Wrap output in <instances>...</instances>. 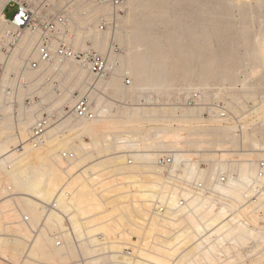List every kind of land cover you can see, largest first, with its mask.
<instances>
[{"label":"bare ground","instance_id":"1","mask_svg":"<svg viewBox=\"0 0 264 264\" xmlns=\"http://www.w3.org/2000/svg\"><path fill=\"white\" fill-rule=\"evenodd\" d=\"M7 1L8 0H0V29L7 28L4 16L1 12ZM74 1L75 0H69L67 3ZM84 11L86 12L83 13ZM74 13L77 15V18H74ZM72 16L74 19H79L77 21L81 26L87 25V30L77 31L73 40L70 41V44L74 49L78 47L85 49L81 51H91L87 44L89 42H92V47L96 49H99L102 44H105L100 35L93 34L105 32H100L96 28L99 17L103 16L106 20H113L114 32L117 31H115L116 21L120 18L118 17V14H114L110 9L97 8L90 4L86 5L81 13L79 12L80 17L78 16L77 9L72 10ZM108 28H112V26H109ZM78 32H83L84 36L82 37L81 34H78L77 36ZM89 34L92 35L88 36ZM38 37V31L26 30L21 34L17 46L12 50V53L8 58H4L0 54V62L5 65L3 86L8 84V76L11 73L16 74L19 71V67L13 64L14 57L18 58L19 56L17 54L14 55L17 48L21 51L23 56H26L22 59V62L26 61V59H37L36 45ZM127 55V65L130 67V70L128 71L133 70L134 74H136L140 69L137 67L138 61L140 62L139 65H143L140 61L141 54L136 48H133V50L129 51ZM104 59L107 62V71L110 76H112L116 71V62H109L105 57ZM67 63L69 62L54 64L51 66L55 70L63 66L62 71L67 74V81H73V86L82 91L87 84L84 77L85 71L88 73L89 71L78 65L76 66L79 69L76 67H70ZM41 64H43L42 66L44 67V63H40L39 67L41 68ZM44 70H46V68ZM33 72H36V70L25 72L21 70L19 71V74L27 80V85L14 88L13 93L4 92L3 88H1L0 98H3V105L0 106V116L2 115L1 113L7 112L9 109L17 114V109L21 105L19 102L20 97L23 98L22 104L24 108H28L32 104V100L36 98L38 99L37 103L40 102V116L36 118V120L39 119L44 112L50 115L54 113L57 114V120L51 123L49 129L51 126L61 121L59 124L51 128V131L58 127L67 129L69 126L67 119L71 117L83 121V123H75L72 125L66 130V132L71 133L61 135V139L57 136L52 138L54 135L53 133V135L48 136L47 131L46 143L38 149H32L25 144L36 120L30 127L27 138L25 137L27 134V127L25 125L22 127L18 126V128L20 127L17 129L18 137L16 136L18 142L12 150H7L6 142L14 141L15 136L12 131H7V133H5L4 130L6 128L0 129V137L3 135V138H0V198L3 197L5 193L21 195L20 204L23 211L27 213L24 214L22 213V209H20V211L17 208V211L20 214V222H13L12 220L15 219L16 215H14L11 212V209H9V201L5 199L3 201L2 199L0 200V253L5 256L6 259L15 261L21 256L20 261L17 264H24L25 262H33L34 264H67L61 262L63 260L65 261V259H63L65 255L63 256V252L61 251L63 249H57L64 248L65 245H71L73 248L72 250H75V253L77 252V255L71 259V264L75 258H79V251L74 244L66 243L62 247L55 246L51 239V232L63 228V218L58 212L52 211L45 214L41 207L44 203L48 204L53 202L57 191L64 184L68 191H74L71 200L73 212H71L69 218L73 222L76 230L80 231V228L83 227L81 225L76 227L75 221L77 218H80L77 205L93 206L95 211L91 217L99 220L98 225L102 227V233L104 232L105 234H103L108 239L109 244L105 247L108 252L115 253L120 249L119 243H131L132 237H137L139 239V242L138 239L137 242L135 241L138 256L135 264H197V262L194 261L196 256H201L203 261H205V264H215L214 259H216V256L214 254L219 252L218 250L221 246L223 247L224 242L230 241L232 243V241H234L241 246V243L244 242L243 240L247 241L249 239H255L256 242L259 241L264 243V226L261 225L264 224V220L262 219V217L264 218V211H260L261 214L259 213V215L262 216L261 218L256 214V211H254V209L257 208H264V197H261L264 195V192L263 190H260L257 185L258 160H249L248 162L238 161L240 159L236 155L238 153H234L236 140L230 135L232 129V133H235L238 130L235 124L232 126H230V124L229 126H215L216 124H213L215 122L210 120H215L219 125L226 124H223L222 121L217 118H206L202 116L201 113V117L199 118V128L203 130L202 136L204 139L209 140L212 146L215 144L213 147L215 149L214 151L212 149V151L220 157L219 159L214 160V168L211 167L210 170H206L207 173H203L198 166V161H195L192 157L193 152L190 154L188 151L184 152L183 150H180V152L177 149L166 148L179 143L184 138L187 140L184 144H188L191 137L190 135H192L185 134L184 131L189 129V120L194 119L195 117H192L189 114H181L180 107H177L175 115H173L176 120H172L174 118L171 116L172 119L169 117L162 118V125H160L154 133L155 138L158 139L157 143L159 146H164L165 149H156L152 151L149 149L146 150L143 149L145 146L142 143L144 137L140 135L131 139L132 136H125V133H123V136L114 140L112 138V135L114 134L107 132L104 133L102 129H106L108 127L106 125L111 122L108 124H106V121V123H100V121L104 120L103 116L106 111L103 109H97L95 105L92 107L96 111V116L91 120L78 118L74 113H70L69 110L66 111V107L71 109L73 101L77 95H87L71 93L69 91V98L67 99V95H64V90L66 89H60L58 84L55 86L49 83L45 86H41L42 84L44 85L46 82H49L52 77L45 76V74L38 76L39 82H36V90L31 91V87L33 86L32 83L35 80H31L29 76H31ZM94 77L97 79H104L103 76ZM145 86L146 83H143L142 88ZM102 87L104 89L105 85ZM45 88L49 91L46 92ZM49 94L55 99L49 101ZM62 96L64 97L61 99V104H57L55 100ZM26 100H29V102H26ZM144 114L145 112H137L135 114V118L142 119V121L138 123L145 122V119H148L146 122L155 120L151 119L152 116L149 114ZM1 118L2 117H0V120ZM135 122L133 121L132 123ZM128 123L130 124V122ZM240 131L242 134V131H244L243 125L240 126ZM96 132L100 134L99 138L95 140L92 139L90 144L85 143L82 139V136L85 135L89 137L91 136V133ZM24 137L26 138L25 140H23ZM75 139L79 141L78 147L73 151L77 156V160L66 165V162L61 157V153L63 151H72L65 149L71 148V144L74 143L73 141ZM193 139L191 137V140ZM194 140V143L198 142L196 140L195 142ZM242 141L244 143L248 142L247 137L243 136ZM54 142H56L55 145ZM193 142L191 141L192 144ZM154 143L155 142H151L150 147H153ZM191 143H189V145ZM198 143L201 144L200 142ZM249 144L251 149L254 148L259 151H264V146L259 143L249 141ZM19 146H23L24 150L22 152L16 150ZM121 147L124 149L121 152H117ZM146 147L148 148V146ZM81 152H83V154ZM116 154L118 156H116ZM161 154H167L174 158V165L180 167L183 178L189 183L194 182L191 183L192 187L196 182V186H198L199 182H203L209 185L211 189H209L207 193L205 191H200L198 194L191 191V186H184L185 190H182L176 185L174 189H172V186L166 181L167 174L163 173L162 168L156 166V160ZM215 154L214 156H216ZM149 155H153L152 159L149 158ZM234 155L237 157L236 160L234 159L235 162L231 163L230 160H227ZM259 155L260 154H258V156ZM129 157L134 158L132 159ZM119 158H121V162L118 161ZM126 158L132 159V163L128 164V159L126 161ZM135 159H137V164L135 163ZM80 164L82 167L79 168ZM232 164L235 165L233 168V171L236 174L235 178L228 169L230 175L226 184H220L218 182L211 183L214 176V169L216 167L220 166L223 168H229ZM137 165L145 168L149 173L146 174L140 171H135L131 168L132 166ZM196 171L199 172V176L198 173L196 174ZM170 190H172V192L167 193ZM165 193L170 195L172 200L171 205H177V199L180 196L179 194H181V196L187 199V206H176V209H171L166 206L162 213H160L159 210L155 211L152 202L153 199L158 195L163 196ZM251 195L257 197L256 204L253 206L258 204L260 197L261 200L259 207L257 206L253 209L245 207V209H241L242 211L240 210V213L238 210L243 203L252 202L253 197L249 198L247 201L248 197ZM59 201L61 209L66 213H70L65 201ZM216 201L220 202V204L214 209L215 206H217ZM247 208L249 211L246 210ZM247 214L248 217L246 216L247 218H245L244 215ZM41 216L42 219L39 223L32 225V223L34 224L35 220H39ZM24 217L28 218V223L24 221ZM45 220L54 223L55 226L53 228H47L49 226L46 224ZM42 223L43 226L38 230L28 248L27 242L31 238V228H37V226ZM42 230H45L48 235L44 233L39 235ZM89 230L91 229L87 228L86 232L90 237H93L95 232H101H93L94 230ZM21 233L26 234L21 236ZM92 239L93 240L90 241V244L94 246L98 245L93 243L95 238ZM21 242H23V244ZM187 244L194 249V253L183 254L179 252L180 248L182 246H187ZM82 245L90 247L85 243ZM82 245L80 252L82 250ZM224 250L225 249H223V251ZM86 251H88L87 253L90 255H85L87 258H90L89 260H86L88 262L87 264H102L103 258L96 257L97 255L95 256V249L91 248ZM184 251L186 250H183L182 252ZM25 253H28L26 258ZM53 255H59L58 257L61 256V259L63 260L59 259L60 262H58V260L57 262L54 261V263H51ZM172 257L175 259L173 260ZM112 258L114 259V256H112ZM228 258L229 257H227V259ZM227 263L229 264V260Z\"/></svg>","mask_w":264,"mask_h":264},{"label":"rangeland","instance_id":"2","mask_svg":"<svg viewBox=\"0 0 264 264\" xmlns=\"http://www.w3.org/2000/svg\"><path fill=\"white\" fill-rule=\"evenodd\" d=\"M66 1L68 2L69 0H59L57 4L62 5ZM15 12V7L10 6L6 8L4 15L7 19H11ZM74 16V18H77L75 13ZM118 17L120 18L116 21V32L113 31L114 28L112 26V28L105 30L104 33H93L94 35H100L106 45L102 44L99 49H96L92 47V42L87 43L90 50L102 55L109 62H116V71L112 76L107 72L103 76L104 79H97L84 70L87 84L80 91L73 86V81H67V74L62 71L63 66L55 70L52 66L43 67V64H41V68L39 67L36 72L29 76L31 80H35L32 83L31 91L36 90L35 86L39 82L38 76L42 74L50 76L53 80L51 79L41 86L49 83L55 86L58 84L60 89H66L64 90V95H67V99L70 92L87 95L92 106L95 105L97 109L106 111L103 116L104 120L100 121V123L105 121L107 122H105L106 124L111 123L105 124L108 127L104 130L102 129L104 133L114 134L112 135L114 140L123 136V133H125V136H132L131 139L140 135L144 137L142 143L145 147L143 149L151 151L165 149L164 146H159L157 143L158 139L155 138L154 133L162 125L161 119L164 117L174 118L175 116L173 115H175L177 107H180L181 114H189L195 117L189 120V129L184 131V133L192 134L190 135L192 139L194 138L201 144L193 139L196 142L194 143L191 137L188 136L190 137V140L187 137L189 143L192 141L193 144H184L187 141L184 138V141L182 140L172 145L174 147L166 148L188 151L190 154L193 152L192 157L195 161H198V166L203 173H207L206 170H210L211 167L214 168V160L220 157L213 152L215 144L212 146L209 140L204 139L202 136L203 130L199 128V118L204 107L202 105L207 104L210 100H222L229 115L233 117L238 131H240V128L236 124H241L244 128L242 134L240 133L241 131L239 133H232L233 129L230 131V135L236 140L234 153H238L236 154L240 158L238 161L248 162L249 160L264 159V151L251 149L249 144V141H252L264 146V0H126L125 9ZM78 34H81L82 37L84 36L83 32H78L77 36ZM90 35L92 34L88 36ZM133 48L140 52V61L143 63L141 66L138 61L137 67L140 69L136 74H134L133 70L128 71L130 67L127 65V54ZM76 49L85 50L82 47ZM15 54L19 56L18 58L14 57L13 64L20 69L22 59L26 56H23L18 48L15 50ZM67 64L70 67L78 68L77 64L72 62ZM45 68L46 70H44ZM125 78L130 79L131 84L128 87L123 85ZM143 83H146L144 88H142ZM103 85H105L104 89ZM45 89L46 92L49 91L47 88ZM193 95H196L197 99L200 98L202 101L190 104L188 101ZM63 97L55 100L57 104H61ZM54 99L52 95L48 97L49 101ZM22 101L23 98L20 97L19 102L21 105L17 109V114L9 109L7 112L1 113L2 115L0 116L2 117L0 129L6 128L4 130L5 133L12 131L15 136V142H6L7 150H12L18 142L17 129L25 125L27 127L25 137L27 138L30 127L36 118L40 116V102L37 103L38 99L32 100V104L28 108L23 107ZM2 105L3 98H0V106ZM137 112H145L144 115L147 113L152 116L151 119L155 120L146 122L148 119H145V122L138 123L142 119L135 118ZM67 120L69 122L67 129L75 123H83V121L72 117ZM238 120L240 121L239 123ZM133 121L136 122L132 123ZM210 121H214L215 123L213 124H216L215 126H229V124L219 125L215 120ZM60 122L54 124L51 128ZM18 126L20 127L18 128ZM67 129L58 127L52 131L50 130V132L48 130V136L54 134L55 136L53 135L52 138L57 136L61 139V135L71 133L66 132ZM99 135L98 132L91 133V136L84 135L82 139L85 143L90 144L92 139H98ZM1 136L0 138H3V135ZM243 136L247 137L248 142L244 143L242 141ZM25 137L23 140L26 139ZM56 142H54V145ZM73 142L71 148L65 150L74 151L78 147L79 141L75 139ZM151 142H155L153 147H150ZM119 149L117 152H121L124 148L122 149L121 147ZM81 153L83 154V152ZM117 154L116 156H118ZM258 154L260 155L258 156ZM236 155L234 156L236 157ZM152 156L149 155V158L152 159ZM234 156L229 157L227 160L233 163ZM120 160L121 158L118 159L119 162H121ZM135 163L137 164V159H135ZM80 167H82L81 164L79 165ZM234 167L235 165L232 164L231 167L224 168H228L235 178ZM131 168L135 171L149 173L145 168L138 165ZM197 173L199 176V172L196 171ZM199 178L202 179L201 177ZM254 196L251 195L247 199L248 201L249 198L253 197L252 202L243 203L238 210L240 213L241 209H245V207H250L251 209L259 207L261 199L259 197L258 204L253 206L256 204L257 198ZM261 197H264V195ZM20 198L21 195H11L10 193H5L0 198L2 201L4 199L9 201V209L16 215L15 219L12 220L13 222H20V214L17 211V208L23 211ZM216 203L217 206L214 209L220 204L218 201ZM77 206L80 218L75 221L76 227L81 225L90 228L92 231L94 230L93 232H102V227L98 225L99 220L91 217L95 211L93 206ZM248 208L246 209L247 211L250 209ZM254 211L261 218L262 216L259 213L260 211L263 212L264 208H257ZM22 213L27 214L25 211ZM244 216L247 218L248 214ZM41 219L42 216L39 220H35L32 225L38 224ZM262 219L264 220L263 217ZM45 222L49 226L47 228L55 226L50 221L45 220ZM261 225L264 226V224ZM41 233L48 235L45 230H42L39 235ZM25 234L21 233L20 235ZM254 240H243L244 242L241 243V246L234 241L232 243L230 241L224 242L223 247L221 246L218 250L219 252L214 254L216 256L214 263L228 264L229 260V264H264V243ZM21 243L23 244V242ZM236 244L238 245L235 246ZM70 247L71 245H65L64 248H57L59 250L63 249L61 251L63 256L65 255L63 258L65 261L61 259V256L53 255L51 263L60 259L63 260L61 262L71 264V259L77 255V252L75 253V250L73 251V248ZM87 249L91 248L82 245L81 252L90 256L87 253L88 251H86ZM223 249H225V252ZM183 250L186 251L182 252ZM193 250L187 244V246H182L179 252L192 254L195 252ZM227 257L229 258L227 259ZM20 258L21 256L15 261L8 260L0 253L1 264H17ZM194 261L197 264H205L201 256H196ZM25 263L34 264L33 262Z\"/></svg>","mask_w":264,"mask_h":264},{"label":"built area","instance_id":"3","mask_svg":"<svg viewBox=\"0 0 264 264\" xmlns=\"http://www.w3.org/2000/svg\"><path fill=\"white\" fill-rule=\"evenodd\" d=\"M59 0H8L2 8V14L7 28L0 29V54L4 58H8L12 50L18 44L19 38L22 33L26 30L38 31L39 37L36 45L37 59H26L22 62V66L19 70L21 71H35L39 68L40 63H44L45 67L54 64H63L65 62H74L82 68H86L90 74L94 76H105L107 71V62L103 56L96 53L95 51H81L76 50L70 44L73 40L77 31L87 30V25L81 26L72 17V10L77 9L78 12H82V9L86 5H92L97 8L110 9L114 14L120 15L125 9L126 0H75L74 2H64L62 5H58ZM13 6L16 9L14 16L11 19H7L4 15V11L7 7ZM84 11L83 13H85ZM109 26H113V20H106L103 16L99 17L96 28L98 31L103 32L108 29ZM5 65L0 62V90L3 88L4 92H14V88L27 85V80L24 79L19 73H11L8 78L9 82L3 86ZM14 80V81H13ZM125 86L131 84L129 78L123 80ZM29 102V100H26ZM202 100L197 99L196 95L191 96L190 104H196V102ZM202 116L206 118H217L222 121L223 124L234 125L235 121L233 117L229 115L225 104L222 100H210L207 104H203ZM66 111L74 113L78 118L84 120L94 119L96 111L92 107L91 102L87 96H76L71 109L66 107ZM65 112V110H64ZM69 113V114H70ZM57 120V114L42 113V116L37 119L32 126L28 139L25 142L26 146L32 149H38L42 147L47 140V131L53 121ZM240 121L238 120V123ZM239 128L241 124H236ZM236 131L235 133H239ZM241 133V132H240ZM18 152H22L23 146L16 148ZM61 157L66 162V165L77 160V156L73 151H63ZM237 158H233V160ZM128 164L132 163V159H128ZM235 162V161H232ZM258 188L264 192V160H258ZM156 166L162 168L163 173L167 174L166 181L172 186V189L177 185L180 189L185 190L184 186H191L183 178L180 167L174 165V158L167 154H161L156 160ZM230 173L228 168L216 167L214 169V176L211 183L218 182L220 184H226ZM197 183V182H196ZM195 183V184H196ZM192 187L191 191L198 194L200 191H209L210 186L199 182L198 186ZM170 190L167 193H171ZM165 193L163 196L158 195L153 199L154 210L160 213L163 212L164 207H170L176 209L177 207L187 206V199L181 194L177 199V205H171L170 195ZM74 191L70 192L66 189L64 184L57 191L53 202L48 204H42V210L45 214L50 212H58L63 218V228L53 230L51 232V239L53 240L56 247H62L66 243H72L79 251V258L73 261L72 264H87V258L82 252H80L81 245L83 243L89 245L95 249V256L103 258L102 264H135L137 256V238L132 237L131 243H119L120 249L115 253L108 252L107 247L108 239L102 232H95L93 237L87 234V227L83 226L80 231L76 230L73 222L69 218L71 212H73L72 197ZM161 196V201H160ZM63 200L68 206L70 213H66L61 209L60 201ZM65 204V205H66ZM164 205V206H163ZM177 206V207H176ZM25 222H29L27 217H24ZM43 226V223L37 226V228H31V238L27 242L28 248L32 243L34 236L38 230ZM95 238L93 243L98 245L94 246L90 244ZM104 249V250H102ZM28 253H25V258ZM94 256V257H95ZM114 256V259L112 258Z\"/></svg>","mask_w":264,"mask_h":264}]
</instances>
